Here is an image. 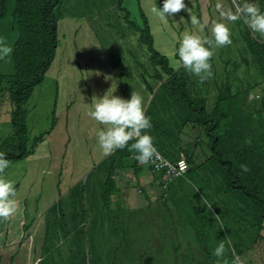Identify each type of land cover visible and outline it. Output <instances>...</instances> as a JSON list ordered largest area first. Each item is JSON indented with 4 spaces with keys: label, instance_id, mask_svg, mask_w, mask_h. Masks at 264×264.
<instances>
[{
    "label": "rangeland",
    "instance_id": "obj_1",
    "mask_svg": "<svg viewBox=\"0 0 264 264\" xmlns=\"http://www.w3.org/2000/svg\"><path fill=\"white\" fill-rule=\"evenodd\" d=\"M184 2L186 8L168 21L151 12L153 7H162L163 0H123L122 8L138 26L142 25L141 12L147 18L154 48L179 75L188 78L192 95L203 94L212 106L221 87L234 93L249 86L250 94L257 92L263 84L247 51L244 32L249 31L259 44H264V36L253 33L243 19L225 21L232 43L215 48L210 61L213 75L208 79L201 81L187 72L179 57L173 55L186 32L212 37V22L221 20L218 2L234 11L244 0ZM252 2L258 5L257 0ZM115 3L63 0L57 11L54 60L25 106L28 146L40 134L43 141L31 156L10 163L0 173L13 182L12 198L18 205L12 216L0 218V253L7 255L1 264H222L223 260L232 264L233 256H238L241 264H264V223L259 224L257 213L241 197L223 192L219 178L215 195L209 186H215L216 180L211 183L207 172L200 178L201 190L195 179L185 184L181 205L161 188V176L153 175L145 166L140 168L137 162L127 168L134 162L130 157L117 166L122 167L117 193L108 205L102 200L106 170L99 164L113 153L103 155L96 133L106 126L88 115L95 97L108 93L129 99L132 92H140L147 112L161 87L152 82L154 70L146 51ZM13 8L14 0H10L0 21V36L11 47L17 38ZM190 15L206 23L203 32L190 23ZM142 70L149 76L146 84L140 80ZM12 74L10 54L0 59V75L6 77V87ZM12 109L5 92L0 98V141L11 133ZM191 127H184L182 144L188 150L189 144L198 146L205 154L198 161L203 162L210 156L207 138L201 129L195 127V132ZM198 161L190 168L196 170ZM206 204H211V209ZM220 241L225 242L226 252L218 261L213 249ZM119 243L128 248L126 255L114 251ZM177 246L179 257L174 262L171 250ZM8 255L12 257L9 262ZM185 256L188 261L181 263Z\"/></svg>",
    "mask_w": 264,
    "mask_h": 264
},
{
    "label": "trees",
    "instance_id": "obj_2",
    "mask_svg": "<svg viewBox=\"0 0 264 264\" xmlns=\"http://www.w3.org/2000/svg\"><path fill=\"white\" fill-rule=\"evenodd\" d=\"M9 1L0 0V21L6 16ZM122 1L116 0V9L123 14V21L137 34L138 44L146 51L148 64L154 70L152 82L161 85L157 99L146 112L152 123V128L146 131L154 137L158 152L163 157L176 162L182 155L189 165L183 178L169 184L167 190L171 198L182 205L184 193L181 190L185 189V184L190 179H195L200 188L199 183L202 182L200 178L203 172H207L206 177L211 183L214 182L213 178L216 180L215 186L214 184L213 187L209 186L215 195L219 191V184L217 185L219 178L221 190L234 197H241L240 200L245 201L257 213L259 224L264 223V98L249 99L252 91L249 86L234 93L227 87H221L212 106L203 94L192 95L188 78L179 75V72L170 66L169 60L154 48V38L147 18L141 12L142 25L138 26L131 22L129 12L122 8ZM62 3L63 0H14L12 17L17 38L12 45L13 74L9 87H6V77L0 75V98L6 92L13 106L9 116L11 133L0 141V151L6 154L9 164L31 156L44 138L40 134L28 146L25 106L35 87L42 84L54 60L58 44L57 11ZM257 3L264 11V0H257ZM244 42L264 84V44L256 42L246 29ZM147 77L149 78L147 73L144 74L142 70L141 83L146 84ZM197 83L198 81L195 84L199 86ZM187 125L202 130L210 152L209 158L200 161L196 170L190 168L193 164L191 157L184 154L180 145L183 129ZM53 126L54 119L51 123V127ZM130 157H134V154L127 147L117 149L99 164L106 170L101 191L102 200L106 205L118 191L114 171L122 159ZM135 162L134 159L131 167L136 166ZM242 164L247 165V172L241 170ZM136 171L139 170L136 168ZM175 181L177 184L172 186ZM204 187L207 191L206 186ZM185 196L189 194L186 192ZM113 233H117L116 229ZM118 246L114 251L126 255L128 248L124 249L121 243ZM171 251L176 262L179 257L178 246ZM9 257L8 255L7 261L12 258ZM5 258L7 255L0 253V264ZM186 261L187 256L183 257L181 263Z\"/></svg>",
    "mask_w": 264,
    "mask_h": 264
},
{
    "label": "clouds",
    "instance_id": "obj_3",
    "mask_svg": "<svg viewBox=\"0 0 264 264\" xmlns=\"http://www.w3.org/2000/svg\"><path fill=\"white\" fill-rule=\"evenodd\" d=\"M184 0H163L162 7H153L151 12L161 20L168 21L174 13L185 9ZM221 20L213 21L210 31L212 37L186 32L179 47L173 55L179 57L182 67L190 74L198 77L201 81L213 75L211 58L217 47L232 43L231 30L228 22L243 19V22L253 33L264 36V11L252 0H244L242 5H237L235 10L224 8L221 3L216 4ZM190 23L199 26L203 32L207 27L195 15H190ZM12 47L6 39L0 36V59L8 57L12 53ZM88 115L106 127L97 130V142L104 156L112 154L117 149H125L133 152L134 159L139 165L145 166L156 158H161L154 143V137L146 130L152 128L151 118L146 115L145 98L140 92H132L129 99H124L113 94L105 93L96 98ZM130 141H133L129 144ZM188 164V163H187ZM189 166V165H188ZM9 167L6 154L0 151V173ZM243 172L248 171L247 165H241ZM153 174V173H152ZM155 175V174H153ZM15 187L12 181L0 175V218L7 219L17 211ZM211 209V204H206ZM226 252L224 241L217 243L213 249V255L221 261ZM222 264H227L226 260ZM232 264H241L238 256H233Z\"/></svg>",
    "mask_w": 264,
    "mask_h": 264
},
{
    "label": "built area",
    "instance_id": "obj_4",
    "mask_svg": "<svg viewBox=\"0 0 264 264\" xmlns=\"http://www.w3.org/2000/svg\"><path fill=\"white\" fill-rule=\"evenodd\" d=\"M251 100H261L264 98V84L260 89L250 94ZM161 158H156L147 166L151 173L161 176V188L166 191L170 183L174 180L183 178L189 169L185 158L181 155L180 159L176 162H171L160 154ZM166 196V195H164Z\"/></svg>",
    "mask_w": 264,
    "mask_h": 264
},
{
    "label": "crops",
    "instance_id": "obj_5",
    "mask_svg": "<svg viewBox=\"0 0 264 264\" xmlns=\"http://www.w3.org/2000/svg\"><path fill=\"white\" fill-rule=\"evenodd\" d=\"M196 129L195 127H191V130L192 131H195L196 132ZM183 133V132H182ZM182 136V135H181ZM181 139V138H180ZM187 144V143H186ZM180 145H181V148L182 150L184 151V154L186 156H190L191 157V162L194 163L195 161H198V157L200 156H204V152L201 151L198 146H192L191 144L190 145V149H185L184 145L182 144V139H181V142H180ZM189 145L187 146L189 148ZM129 160V158H124L122 159L123 162ZM199 164H200V161H198ZM132 166V163L130 165H127V168H131ZM140 168H145L144 166H141L139 165ZM122 167H117L116 170L114 171V176H115V179H116V182H117V185H119V181H120V175H121V169ZM139 170V168H137Z\"/></svg>",
    "mask_w": 264,
    "mask_h": 264
}]
</instances>
